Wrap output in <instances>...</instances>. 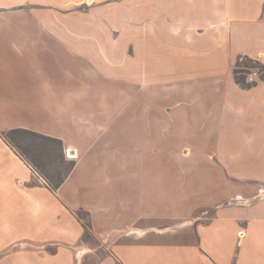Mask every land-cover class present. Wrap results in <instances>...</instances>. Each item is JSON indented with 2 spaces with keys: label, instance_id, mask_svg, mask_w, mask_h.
Masks as SVG:
<instances>
[{
  "label": "crops",
  "instance_id": "1",
  "mask_svg": "<svg viewBox=\"0 0 264 264\" xmlns=\"http://www.w3.org/2000/svg\"><path fill=\"white\" fill-rule=\"evenodd\" d=\"M48 1L0 0V264H264V0H134L127 41ZM16 127L77 151L56 190Z\"/></svg>",
  "mask_w": 264,
  "mask_h": 264
},
{
  "label": "trees",
  "instance_id": "2",
  "mask_svg": "<svg viewBox=\"0 0 264 264\" xmlns=\"http://www.w3.org/2000/svg\"><path fill=\"white\" fill-rule=\"evenodd\" d=\"M244 59L246 61L242 64L239 61L237 62L234 68V74L236 81L243 87H247L251 85L244 80V72L247 71V68L250 66H258L264 70V66L259 63H253L247 57H244ZM3 136L25 158L31 167L42 175L48 185L54 190L63 183L75 165V160L65 158L63 142L57 137L21 127L6 130L3 132ZM64 162H66V165L61 168L60 165ZM80 212L83 211L79 210L78 216ZM82 225L84 229L83 239L86 241L87 237L94 238L89 219L87 222L83 221Z\"/></svg>",
  "mask_w": 264,
  "mask_h": 264
},
{
  "label": "rangeland",
  "instance_id": "3",
  "mask_svg": "<svg viewBox=\"0 0 264 264\" xmlns=\"http://www.w3.org/2000/svg\"><path fill=\"white\" fill-rule=\"evenodd\" d=\"M136 2L134 0H51L45 3H50L57 8L69 11L71 23L73 25H83V39H85V36H89V38L91 36L93 39H107L103 30L114 28L113 30L116 34L114 39L127 41L130 30L128 12L134 8ZM244 61H246L244 58L239 59L240 64ZM125 83L128 82L125 81ZM4 135L6 134L4 133ZM65 165L66 162L60 166L63 168ZM79 216L84 222L89 219L85 211L80 212ZM159 229H165V227L160 226ZM86 241L97 248L100 255L104 253L102 248L98 246L99 242L97 239L87 237Z\"/></svg>",
  "mask_w": 264,
  "mask_h": 264
},
{
  "label": "built area",
  "instance_id": "4",
  "mask_svg": "<svg viewBox=\"0 0 264 264\" xmlns=\"http://www.w3.org/2000/svg\"><path fill=\"white\" fill-rule=\"evenodd\" d=\"M264 74V70L260 67H250L246 72H244V80L246 83L254 84L258 82ZM65 158L68 160H75L78 157L76 150H71L70 148H64ZM259 193H264L263 188L259 189ZM242 234V231H239Z\"/></svg>",
  "mask_w": 264,
  "mask_h": 264
},
{
  "label": "bare ground",
  "instance_id": "5",
  "mask_svg": "<svg viewBox=\"0 0 264 264\" xmlns=\"http://www.w3.org/2000/svg\"><path fill=\"white\" fill-rule=\"evenodd\" d=\"M92 1V0H91Z\"/></svg>",
  "mask_w": 264,
  "mask_h": 264
}]
</instances>
